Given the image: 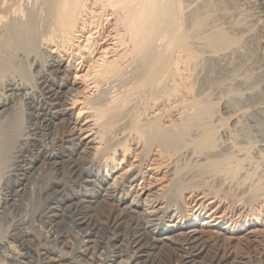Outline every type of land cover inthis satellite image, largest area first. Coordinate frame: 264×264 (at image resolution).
Returning <instances> with one entry per match:
<instances>
[{
    "label": "bare ground",
    "instance_id": "bare-ground-1",
    "mask_svg": "<svg viewBox=\"0 0 264 264\" xmlns=\"http://www.w3.org/2000/svg\"><path fill=\"white\" fill-rule=\"evenodd\" d=\"M196 2L0 0V214L12 196L9 185L39 194L40 182L45 181L47 190L51 185L61 186L58 173L69 169L66 174L72 176L64 183L66 193L57 202L68 203L66 207L76 213L72 214L76 229L85 225L77 233L69 231L83 252L79 256L72 249L70 256L63 251L66 245L52 232L53 216H40L46 227L52 228L45 238L56 240L52 248H45L47 252L65 253L63 256L72 257L77 264H155V251L157 257L162 253L175 256L178 264L189 260V264H196L203 254L185 247L193 237L182 231L184 225L192 224L182 216L179 204L184 190L194 191L201 188L196 181L212 178L221 185L236 181L238 189L256 176V170L246 171L245 165L264 163V122L257 128L243 124L242 116L236 122L234 115L241 105L232 101L227 106L223 100L241 92L232 86L220 95L208 93L203 89L205 78L200 77L208 50L218 58L239 46L243 37L228 33L221 24L206 29L209 12L204 14L205 9ZM111 21L115 22L117 44L123 53L112 62L94 63L96 66L81 79L94 81L96 91L82 99L62 62L44 48L53 44L61 53L73 51L91 26L92 30L103 29L105 22ZM93 36L90 33L86 45L76 49L90 51L95 45ZM161 101L168 102L169 108L147 119L151 103ZM177 111V121L167 125L166 115ZM74 116H87L94 122L85 152L80 151V138L72 128ZM122 133H126L124 137L114 141L113 136ZM135 135L143 149L142 161L158 149L174 164L175 179L164 194L141 188L134 196L131 190L138 182L135 174L123 177L118 187L109 185L101 162L105 161L107 169L116 161L119 149L129 153V142ZM46 167L52 169L50 175ZM248 186L243 194L248 193L250 202L264 200V172ZM94 207L101 209L105 228L113 232L102 248L99 236L94 235V240L89 236L95 222L88 213ZM173 208L177 209L175 215L169 216ZM35 215L26 223L34 225ZM25 219L15 228L22 239L21 247L29 252L32 241L25 238ZM126 220L133 226H125ZM9 228L1 229L0 242H8ZM37 258L36 264H54L40 253ZM226 261V257H217V264Z\"/></svg>",
    "mask_w": 264,
    "mask_h": 264
},
{
    "label": "rangeland",
    "instance_id": "rangeland-1",
    "mask_svg": "<svg viewBox=\"0 0 264 264\" xmlns=\"http://www.w3.org/2000/svg\"><path fill=\"white\" fill-rule=\"evenodd\" d=\"M195 5L200 7L201 10L205 9V12L202 11V13L204 12L206 14L209 12V16L207 17L209 27L207 26L206 29H211L221 24L220 26L225 28L228 33L243 37H241L239 46L233 47L227 53L219 54L217 56L218 58L210 54L209 50L206 52L203 66L204 71L202 72L204 74L200 76L203 79L205 78L203 80L204 91L213 93L214 95H220L233 86V89H237L241 93L237 94V92H234L232 93L233 96L230 94L231 96L228 95L223 100V103L227 106H230L232 101V103L235 102L241 105L242 111H238L235 114L237 116L234 115L237 118L233 119L238 122L242 116L241 122L243 124L247 122L248 125H254V128H257L258 125L262 126V122H264V0H197ZM214 20L217 21L214 22ZM92 28L94 27L91 26L89 30H86L82 38L78 41V45H86V42H84L85 38H88L90 33H93L95 45L90 51H78L76 49L77 44L73 51H62V53L53 44L50 46L47 45L44 48L46 51L49 50L52 52L62 62L67 72L68 80L74 84L76 94H80L82 99L93 95L94 91H96L94 81L87 83L81 79L92 67L96 66L94 63H101L105 60L112 62L123 53V47H118L119 45L117 44L119 38L115 36L114 21L110 23L105 22L103 29L98 28L92 30ZM208 59L211 60L209 61ZM151 104L153 108L145 115L147 119L169 108V103H164V101L159 103L152 102ZM178 117V111L172 112L166 115L164 120L168 125L172 121H177ZM258 120L261 122L259 123ZM73 123L72 128L74 134L81 141L80 151L85 152L89 148V139L87 136L94 126L93 119L87 116L81 118L74 116ZM125 134H119L117 137L113 136L114 141L123 138ZM128 148L130 152L126 154L123 153V150L119 149L115 156L116 161L114 163L109 162L110 168L106 169V165L104 166L105 161L101 162L102 169L104 168L103 170H106L104 172H106L105 176H107L109 185L118 187L123 177L135 174L137 175L138 182L137 187L134 185L133 190H131L133 191L132 193H135L134 196H136L137 191L141 188H143V191L154 192L159 195L164 194V191L171 186L172 181L175 179L174 164L168 161L165 156H161L158 149H155L148 159L142 161L143 149L136 135L130 139ZM49 170L51 171L52 169L46 167L45 171H47L46 174L49 172L48 175H50ZM245 170L249 172L256 170V176H252L238 189H236V181L232 183L229 181L224 182L221 185L220 181L218 182L217 179L214 181L212 178L208 181L199 180L196 183L194 182L195 184H199L201 188H196L194 191L191 189L184 190L179 204L181 206L182 216L185 217L183 218L188 220L187 223L192 222V224L184 225L182 231L188 236L193 237L192 242H190L191 244L186 243L187 245L185 244V247L191 248L195 252L194 254H203L198 260L200 263L196 262V264H217V257H226L227 261L223 264H231V261L243 262V264H264V200L256 199L250 202L247 199L248 193L243 194L249 187L248 185L252 179H257L264 172V163L259 164V166L257 163L246 164ZM69 171L68 169L65 173H58V180L61 182V186L51 185L52 188L48 187L47 190L45 181L40 182L37 188V190H40L39 194L36 192L31 195L29 194V189L23 190V186L10 187L9 185L8 188L12 196L8 203L3 206L6 209L3 208L4 211L2 210L3 213L0 214V231L1 229L4 231L10 227L11 237H9L6 243L0 242V264H16L17 262V264H24L23 262L25 264H36L38 253L44 258L47 257L52 260L54 264H77L70 257V253L72 249L79 256L83 252L79 250V244L75 242L73 237H70L71 235L69 233L71 230L77 233L81 228L84 229L85 225H81V228L78 227L76 229L75 224L72 223V214L76 215V213L71 212L72 210L67 208L69 206L68 203L57 202L61 194L66 193L64 183L67 184L68 178L72 176V174H66ZM41 174L44 175L45 173ZM17 189L20 190L18 191ZM51 192H55L54 196L50 195ZM95 208L97 207H94V210L88 213L89 216L90 214L91 216L93 215L92 218L94 217L93 221L95 222L90 229L91 231H89V236L92 237V240L95 239V236H99V247L102 248L104 246L102 243L107 242V240L113 237V232L105 228L106 219L101 209ZM176 210V208H173L171 211L174 212H171L169 216L175 215ZM34 214H36L35 220L37 222L31 226L26 222L31 220ZM44 215L47 217L53 216L51 218L52 223H54L53 229L50 227L47 228L42 222L44 220L40 216ZM179 217L178 220L181 221V213ZM256 217L259 218L257 221H255L257 219ZM75 218L79 219L80 217ZM24 219L25 231L28 233L25 238H29L32 241V249L29 252L23 250L21 247L20 242H22V239L18 230H16L18 222ZM166 220L169 221L170 219L168 218ZM125 226L132 227L133 223L126 220ZM72 227L75 229H72ZM49 229H52V232H55L60 237L59 241L66 245L63 251L70 256L65 255L67 256L65 257L63 256L65 253L47 252L45 250L49 245L52 248V245L54 246L56 241L53 238H45V233ZM39 233L41 235H38ZM29 234L30 236H28ZM195 238L196 240H194ZM103 250L105 249L101 251ZM153 253L157 255L158 252L154 251ZM156 255V258H154L155 264H178V259L175 256H172V258L170 255L168 256V254L166 255L164 253L158 257ZM215 257L216 259L214 260ZM83 259L89 262L88 257L84 256ZM186 262L189 264L188 262L190 260Z\"/></svg>",
    "mask_w": 264,
    "mask_h": 264
}]
</instances>
